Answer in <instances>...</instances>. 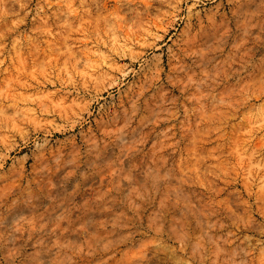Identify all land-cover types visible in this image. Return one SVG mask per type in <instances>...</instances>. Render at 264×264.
<instances>
[{
  "label": "rangeland",
  "instance_id": "rangeland-1",
  "mask_svg": "<svg viewBox=\"0 0 264 264\" xmlns=\"http://www.w3.org/2000/svg\"><path fill=\"white\" fill-rule=\"evenodd\" d=\"M0 264H264V0H0Z\"/></svg>",
  "mask_w": 264,
  "mask_h": 264
}]
</instances>
